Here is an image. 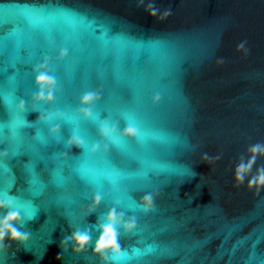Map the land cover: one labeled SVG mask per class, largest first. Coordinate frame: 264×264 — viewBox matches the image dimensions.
Masks as SVG:
<instances>
[{
  "label": "water",
  "instance_id": "obj_1",
  "mask_svg": "<svg viewBox=\"0 0 264 264\" xmlns=\"http://www.w3.org/2000/svg\"><path fill=\"white\" fill-rule=\"evenodd\" d=\"M0 91V201L29 235L0 264H105L112 207L136 228L118 227L123 255L107 264H264V0H0ZM53 103L69 119L98 105L118 133L130 113L139 131L116 151L81 128L91 156L71 124L49 129ZM75 231L90 233L80 252Z\"/></svg>",
  "mask_w": 264,
  "mask_h": 264
},
{
  "label": "clouds",
  "instance_id": "obj_2",
  "mask_svg": "<svg viewBox=\"0 0 264 264\" xmlns=\"http://www.w3.org/2000/svg\"><path fill=\"white\" fill-rule=\"evenodd\" d=\"M148 10L152 17H155L156 12L158 11L154 7V5H150ZM243 46L244 45L242 43L239 48H242ZM223 62V60L218 61V63L220 64H222ZM36 82L38 85L51 83V81L45 74L39 75ZM38 98L43 99V94L41 93ZM48 99L51 100V94H49ZM88 102V98H85L84 103ZM123 135L129 139H133L136 137L137 133L134 129L126 128ZM256 151L257 149L254 148L253 153L255 154ZM237 179H240L239 175L237 176ZM257 183L261 186H264V175H261L259 177ZM252 186L253 185L250 183L249 187L251 188ZM152 200L153 197L151 195H146L143 198L142 207L145 212L151 210ZM101 203V197L97 195L94 199L93 206L98 208ZM11 208L12 205L8 201H0V211L6 213L3 218L0 219V247L3 246L6 240L12 243L26 244L29 239V235L26 232L21 231V228L25 223L21 214L19 213V211L10 210ZM99 223L100 219L98 220L97 224ZM118 227L122 228L125 233H130L135 230L136 221L134 218L126 220L123 213L117 212V209L112 208L107 213L104 224L99 229H97L100 232V236L97 240L94 250L95 254L100 255L105 259V264H107L109 258L112 261H119L123 255L119 244ZM68 239L69 238H65L64 240L68 241ZM70 240L71 243L75 246L74 251H83L90 241V233L75 231L71 235Z\"/></svg>",
  "mask_w": 264,
  "mask_h": 264
},
{
  "label": "snow or ice",
  "instance_id": "obj_3",
  "mask_svg": "<svg viewBox=\"0 0 264 264\" xmlns=\"http://www.w3.org/2000/svg\"><path fill=\"white\" fill-rule=\"evenodd\" d=\"M62 51H69V50L63 49ZM46 59L47 57L45 58V60ZM57 81H58V77H57ZM95 95L96 93L94 91H89L85 93L82 96L83 103L85 101V98H88V100L90 101L94 99ZM51 99H52V96H51ZM2 102L7 104V106L11 109V101L4 98ZM20 103L27 105V101H20ZM97 106L98 105H94L92 107L85 108V107H82L80 104H78V106L75 109L74 117L69 119L68 117H66L63 111L56 108V103H53L51 108L53 109L52 114L57 117L55 119L56 122L53 123V119L49 117V119L46 121V124L49 126V129L52 131H55L56 129H62L66 125L71 124L73 131L71 133L70 139L75 142L80 143L82 145V151L87 150L89 155L91 156H92L93 151L99 146V142L95 141V143H93L89 148L86 145L84 139L79 135L80 129L83 128L87 130L89 125H94L97 129H99L103 133L109 148H114L116 151L125 150L127 148V142H130V141H126L124 139L123 132H120V133L117 132V128L119 127V122H114L112 121L111 118L102 120L98 111L96 110ZM80 113H85V115L82 116L80 115ZM120 120L122 121L124 125V129L131 128V129H134L136 133L139 131V127L135 123V118L132 114L130 113L122 114ZM109 125H111V127H109ZM59 138H61L59 133L53 136V139H59ZM2 141H3V136H0V142ZM103 164L105 167H107L108 165V161L104 158H103ZM117 189H118V184H117L115 177L110 176L109 182L106 185V192L111 191V190H117ZM104 197L106 198L107 196L105 195ZM101 200L102 202H104L102 198ZM119 203H120V206L123 207L125 210L132 209L133 205H132L131 199H129L128 201H119ZM112 208H115V207H112ZM0 213H3V211H0ZM121 213L124 214L125 211H121Z\"/></svg>",
  "mask_w": 264,
  "mask_h": 264
}]
</instances>
